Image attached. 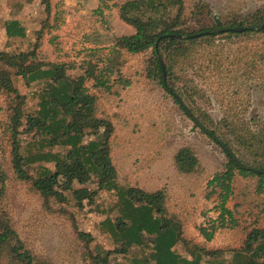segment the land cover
<instances>
[{"label": "rangeland", "instance_id": "1", "mask_svg": "<svg viewBox=\"0 0 264 264\" xmlns=\"http://www.w3.org/2000/svg\"><path fill=\"white\" fill-rule=\"evenodd\" d=\"M123 1L0 0V49L31 50L37 41L40 58L64 62L71 75L83 73L89 61L96 72L109 77L108 90L94 86L92 79L86 85L97 94L98 114L110 118L114 125L111 156L118 181L145 190L166 186L169 190L165 189L166 207L180 219L182 235L187 239L186 243L178 241L174 245L176 251L191 258L198 247L219 249L213 257L204 255L200 264H207L208 259L227 260L245 244L251 229L264 227V191L255 190L258 176L236 172L233 191L226 202L233 210L232 218L228 215L218 218L217 192H212L206 182L222 169L227 158L169 93L146 76L148 53L115 51L114 37L133 31L119 16L118 7ZM196 1L199 0H184L187 10ZM201 1L221 18L235 14L247 17L264 6V0ZM14 18L25 26L24 38L5 34V21ZM38 28L41 33L36 37ZM253 29V32L215 36L216 46H204L185 72L201 93L191 103L195 113L205 111L220 125L223 118L234 123L249 122L257 134L260 126L256 122L264 117V30L257 32L261 29L259 26ZM16 86L28 98L27 108L36 109L37 98L31 92L43 83L24 86L18 80ZM5 121V103L0 95V161L6 174L1 208L29 250L54 264H96L92 261L95 247L108 250L106 264H133L132 257L146 258L147 264H154L149 255L152 235L142 233L145 244H132L125 252L118 251L119 243L100 224L106 216H117L118 211L113 208L116 194L97 189L92 177L84 183L73 184L92 191L91 203L84 197L83 206L79 207L67 193L68 201L50 199L46 208L42 198L13 173L10 139L2 125ZM30 136L21 132L20 146L26 145ZM184 145L190 146L198 157L202 166L199 173L183 176L175 168L173 155ZM244 160L256 163L252 153H245ZM44 164L54 169V163ZM34 165L31 163L25 168L32 174ZM212 225L215 226L212 237L206 240L198 228L205 226L210 230Z\"/></svg>", "mask_w": 264, "mask_h": 264}, {"label": "trees", "instance_id": "2", "mask_svg": "<svg viewBox=\"0 0 264 264\" xmlns=\"http://www.w3.org/2000/svg\"><path fill=\"white\" fill-rule=\"evenodd\" d=\"M46 8L49 9L48 4ZM118 13L133 31L114 37L115 51L148 53L146 76L169 93L185 114L177 97L186 104L187 110L200 123L193 121L194 125L225 154L227 159L222 169L215 172L206 185L212 192H217L215 208L219 211L218 218L223 219L224 215L232 218L233 210L226 206V202L232 194L236 172L257 175L255 190L258 193L264 191V117L257 120L256 125L260 127L255 134L249 122L234 123L223 118L220 125L214 123L205 111L195 113L191 103L196 102L201 93L187 78L185 70L204 46H216L215 36L253 32V28L264 21V6L247 17L235 14L221 18L212 14L209 5L201 0L189 10L184 0H125L119 4ZM236 26L243 29L220 30ZM4 30L8 37L26 36L25 26L16 18L6 20ZM263 30L264 27L257 32ZM40 33L41 28H38L36 37ZM159 60L165 69L164 84ZM67 69L64 62L41 59L37 53V41L31 50L0 49V95L6 112V121L2 125L10 139V162L16 178L36 192L46 208L50 199L68 201L67 193L79 207L83 206L84 197L91 203L92 191L73 185L74 182L84 183L91 177L97 189L114 192L117 199L113 208L118 214L113 218L106 216L100 224L119 243V252H125L132 244H145L141 234L146 233L154 236L149 254L154 264H200L204 255H216L219 249L198 247L191 258L181 256L174 245L178 241L186 243L187 239L182 235L180 219L168 212L166 192L163 189L145 190L118 181L111 156L114 125L110 118L98 114L97 94L86 85V81L92 79L94 86L108 90L109 77L96 72L89 61L83 73L71 75ZM18 80L24 86L43 83L42 87L31 92L37 98L36 109L27 108L28 98L16 86ZM21 132L31 135L24 146H20L18 137ZM55 145L58 147L53 148ZM242 150L252 153L256 163H247ZM31 163H35L32 174L25 168ZM44 163H54V169ZM173 163L183 175L199 173L202 167L193 149L187 145L176 150ZM5 177L0 161V264H54L26 247L9 215L1 208L6 192ZM198 229L209 240L215 226L212 225L210 230L205 226ZM79 235L85 237L83 232ZM95 250L92 261L106 264L108 250L98 247ZM224 260L208 259L207 264H264V227L251 229L245 244ZM131 262L147 264L146 258L142 257H132Z\"/></svg>", "mask_w": 264, "mask_h": 264}, {"label": "water", "instance_id": "3", "mask_svg": "<svg viewBox=\"0 0 264 264\" xmlns=\"http://www.w3.org/2000/svg\"><path fill=\"white\" fill-rule=\"evenodd\" d=\"M264 27V21L259 25V28H262ZM243 29L242 26H236V27H227V28H223V29H220V30H234V31H241ZM160 61V68H161V72H162V81H163V84L165 83V69H164V66L162 64V61ZM182 109L186 112L187 115H189L191 117V119L196 122L198 125H200V123L195 119L194 116H192L190 114V112L187 110L186 106L182 103V101L177 97ZM204 128V127H203ZM255 170L259 171L260 169L258 168H254ZM264 172V170H262Z\"/></svg>", "mask_w": 264, "mask_h": 264}, {"label": "crops", "instance_id": "4", "mask_svg": "<svg viewBox=\"0 0 264 264\" xmlns=\"http://www.w3.org/2000/svg\"><path fill=\"white\" fill-rule=\"evenodd\" d=\"M183 176H186V175H183ZM165 187V189L169 192V190L167 189V187L166 186H164ZM159 189H163V187L161 186V187H159ZM165 189H163L164 191H165ZM166 191V192H167Z\"/></svg>", "mask_w": 264, "mask_h": 264}]
</instances>
